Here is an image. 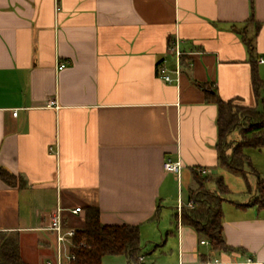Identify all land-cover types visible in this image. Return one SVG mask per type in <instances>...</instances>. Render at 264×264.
Returning a JSON list of instances; mask_svg holds the SVG:
<instances>
[{"label":"crops","instance_id":"1","mask_svg":"<svg viewBox=\"0 0 264 264\" xmlns=\"http://www.w3.org/2000/svg\"><path fill=\"white\" fill-rule=\"evenodd\" d=\"M199 84L262 108L264 0L253 11L251 0H0V168L17 178H0V234L17 236L26 264L57 261L49 227L58 206L77 231L88 207L103 225L138 226L140 264H264L256 175L246 197L222 206L225 242L238 250L213 251L178 217L198 187L195 170L228 174L218 107ZM168 159L182 161L180 177L165 170ZM62 263L72 264L66 254Z\"/></svg>","mask_w":264,"mask_h":264},{"label":"trees","instance_id":"2","mask_svg":"<svg viewBox=\"0 0 264 264\" xmlns=\"http://www.w3.org/2000/svg\"><path fill=\"white\" fill-rule=\"evenodd\" d=\"M251 10L253 11V0H251ZM244 41L252 55L254 47L251 41L245 38ZM252 82L255 92L260 98L263 82L256 69H253ZM198 86L204 90L207 100L215 103L218 107L216 147L219 166L246 180L249 173H254L258 178V186L252 197L251 205L263 209L264 179L254 169L245 150L264 149V99L261 101V109L248 107L242 105L238 100H222L212 92V88H207L206 85L199 84ZM234 133L238 135V140H233ZM194 177L198 187L191 192L190 198L195 202V208L185 207L183 209L182 224L192 227L202 239H206L213 251L228 253L238 250L228 246L223 235L222 206L229 193L223 178L216 179L219 190L217 193H213L206 189L210 177H203L197 170L194 171ZM0 178L11 186H15L17 183L16 176L2 168H0ZM248 191H251L249 184ZM238 206L248 207V205L242 204ZM73 242L74 247L71 253L74 255V260L72 264H101L104 257L116 255L126 256L130 264H140L142 244L139 227L103 225L100 219V210L96 207L85 209V226L82 230L77 231ZM81 243H84L85 246H81ZM0 264H26L22 259L16 235L0 234Z\"/></svg>","mask_w":264,"mask_h":264},{"label":"built area","instance_id":"3","mask_svg":"<svg viewBox=\"0 0 264 264\" xmlns=\"http://www.w3.org/2000/svg\"><path fill=\"white\" fill-rule=\"evenodd\" d=\"M179 53V52H178ZM180 54V53H179ZM64 68V65H59V70H62ZM160 72H162V78L168 82L172 83L173 79L166 75L164 73V69L160 68ZM14 115H17L15 112ZM164 168L167 172L172 173L180 177L181 170L183 168L182 161H172L171 159H168L164 163ZM200 175L204 174L203 170L199 171ZM189 209H194L195 208V202L193 200H190L187 204ZM185 207L182 205H179L177 208V213L178 217L180 218L182 215V211ZM64 209L60 206H58L55 210V212L52 215V220H51V225L49 227V230H51L55 236H56V243H57V261L56 262H48L47 264H63L62 263V257L64 254H66V257L72 262L74 260V255L70 252V250L74 247V242L73 239L76 236L77 230L72 229V228H66L65 223H64ZM70 213L72 215H79L80 212L76 209L71 210ZM209 244L207 240H203L202 244ZM81 246H85L84 243L80 244ZM249 263H252V260H248ZM210 264H222L219 261H214L213 263Z\"/></svg>","mask_w":264,"mask_h":264},{"label":"rangeland","instance_id":"4","mask_svg":"<svg viewBox=\"0 0 264 264\" xmlns=\"http://www.w3.org/2000/svg\"><path fill=\"white\" fill-rule=\"evenodd\" d=\"M263 96H264V92H263ZM261 106V105H260ZM233 140H238V135L236 133L233 134L232 136ZM245 153L250 157L252 165L254 167V169L257 171V169L261 168L264 170V149L261 150H257V149H246ZM258 169V170H259ZM227 170V169H226ZM228 174L223 178L224 183L226 184V186L229 189V193L226 195L225 198L229 199V200H242L244 198V196L246 197V195L249 193L248 191V184L250 183V179H252V181L254 182V178H255V174L254 173H249L247 175V180L244 179L243 177L239 176L238 174H234L230 171H228ZM219 178L218 176H212L210 177V179L207 182V189L213 193H217L218 192V187L216 185V179ZM253 185V183H252ZM254 187V185H253ZM241 191H245L246 194H242L240 193L238 190ZM176 212V206H173V216L174 213Z\"/></svg>","mask_w":264,"mask_h":264}]
</instances>
